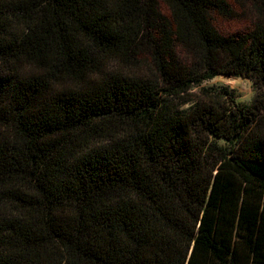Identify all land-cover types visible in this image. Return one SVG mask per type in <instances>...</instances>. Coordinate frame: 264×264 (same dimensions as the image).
I'll use <instances>...</instances> for the list:
<instances>
[{
    "label": "trees",
    "instance_id": "trees-1",
    "mask_svg": "<svg viewBox=\"0 0 264 264\" xmlns=\"http://www.w3.org/2000/svg\"><path fill=\"white\" fill-rule=\"evenodd\" d=\"M234 1L225 33L229 0H0V264H264V0ZM223 73L251 104L189 93Z\"/></svg>",
    "mask_w": 264,
    "mask_h": 264
},
{
    "label": "rangeland",
    "instance_id": "rangeland-1",
    "mask_svg": "<svg viewBox=\"0 0 264 264\" xmlns=\"http://www.w3.org/2000/svg\"><path fill=\"white\" fill-rule=\"evenodd\" d=\"M229 2L231 3V7L235 11V13L233 15V18L225 19L220 17L217 19V28L221 32L233 33L239 30H244L251 27L253 23L256 22L258 13H255V10L250 4H238L234 0H229ZM202 88H227L230 92L233 93L237 102L247 105L251 104L255 96L252 81L229 73H223L211 80L204 81L199 87H193L189 93H191L192 95H200ZM187 107L188 106H185V108Z\"/></svg>",
    "mask_w": 264,
    "mask_h": 264
}]
</instances>
